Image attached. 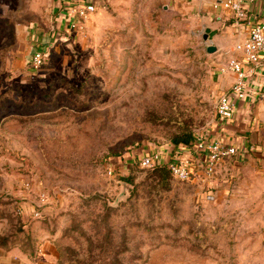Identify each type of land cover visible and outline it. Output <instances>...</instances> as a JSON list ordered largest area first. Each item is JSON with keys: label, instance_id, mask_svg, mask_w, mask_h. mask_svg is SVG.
Returning a JSON list of instances; mask_svg holds the SVG:
<instances>
[{"label": "rangeland", "instance_id": "rangeland-1", "mask_svg": "<svg viewBox=\"0 0 264 264\" xmlns=\"http://www.w3.org/2000/svg\"><path fill=\"white\" fill-rule=\"evenodd\" d=\"M54 1L0 0V245L50 241L57 264H264V122L213 183L140 165L216 121L210 35L117 0L56 40Z\"/></svg>", "mask_w": 264, "mask_h": 264}, {"label": "crops", "instance_id": "crops-1", "mask_svg": "<svg viewBox=\"0 0 264 264\" xmlns=\"http://www.w3.org/2000/svg\"><path fill=\"white\" fill-rule=\"evenodd\" d=\"M162 7H166L176 15L192 33L210 30L211 43L215 47L214 56L216 71L219 75L218 91L220 98L231 91L237 82V75L230 70L231 60H244L241 49L249 37L250 28L264 21V0H249L247 3V17L236 21L230 11L219 5L224 0H155ZM117 3V0H55V10L58 15L56 40H62L74 30L69 26L70 9L78 4H93L96 9L104 7L106 3ZM61 32L64 35L61 37ZM45 48V47H44ZM213 54V53H212ZM246 72L245 98L234 100L235 114L230 120H222L216 115V121L203 136L207 141H220L224 146L236 149V155L226 159L219 165L218 171L235 165L249 156L256 149L260 133V123L264 122V62L261 66L244 65ZM218 100V102H219ZM218 105V103H217ZM169 149V148H168ZM188 147H180L177 151H187ZM158 152L152 150L149 154ZM164 162L168 161L174 152L162 150ZM148 155V154H147ZM194 175L205 173L203 164L197 161ZM217 175V174H216ZM59 250L50 241L38 242L35 247L15 245L5 247L0 245V264H57Z\"/></svg>", "mask_w": 264, "mask_h": 264}, {"label": "built area", "instance_id": "built-area-1", "mask_svg": "<svg viewBox=\"0 0 264 264\" xmlns=\"http://www.w3.org/2000/svg\"><path fill=\"white\" fill-rule=\"evenodd\" d=\"M249 0H224L219 6L230 11L236 21L247 17ZM96 11L93 4H78L70 9L69 26L72 30H82V23ZM244 60H231L229 68L237 75V82L230 92L223 95L217 105L216 114L222 120H230L235 114L234 100L245 98L246 72L244 65L261 66L264 62V21L250 28L249 37L242 48ZM50 56L49 49L40 48L30 58V66L39 71L45 66ZM187 151H174V155L164 162L163 153L158 151L145 155L140 160L144 169H153L159 164H168L174 179L189 181L193 178L197 161L203 164L205 175L209 181H215L219 165L226 159L236 155V149L226 147L220 141H207L203 136L195 139L194 145ZM212 182V183H213Z\"/></svg>", "mask_w": 264, "mask_h": 264}, {"label": "trees", "instance_id": "trees-1", "mask_svg": "<svg viewBox=\"0 0 264 264\" xmlns=\"http://www.w3.org/2000/svg\"><path fill=\"white\" fill-rule=\"evenodd\" d=\"M194 142L195 136L192 133H184L173 139L175 148L191 147ZM151 170L155 172L157 177L164 179V182L170 183L171 179L174 178L168 164H159Z\"/></svg>", "mask_w": 264, "mask_h": 264}, {"label": "water", "instance_id": "water-1", "mask_svg": "<svg viewBox=\"0 0 264 264\" xmlns=\"http://www.w3.org/2000/svg\"><path fill=\"white\" fill-rule=\"evenodd\" d=\"M211 31L210 30H206V33L204 35V40L207 41L209 39V35H210ZM216 51L215 47L210 46L208 47V53H214Z\"/></svg>", "mask_w": 264, "mask_h": 264}]
</instances>
